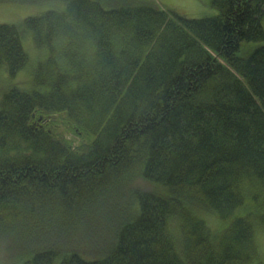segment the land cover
Wrapping results in <instances>:
<instances>
[{
    "label": "trees",
    "instance_id": "trees-1",
    "mask_svg": "<svg viewBox=\"0 0 264 264\" xmlns=\"http://www.w3.org/2000/svg\"><path fill=\"white\" fill-rule=\"evenodd\" d=\"M63 2L0 22V69L28 73L0 89V250L12 264H264V0H211L201 17Z\"/></svg>",
    "mask_w": 264,
    "mask_h": 264
},
{
    "label": "rangeland",
    "instance_id": "rangeland-1",
    "mask_svg": "<svg viewBox=\"0 0 264 264\" xmlns=\"http://www.w3.org/2000/svg\"><path fill=\"white\" fill-rule=\"evenodd\" d=\"M155 1L163 7L174 9L189 17H201L215 13V10L211 5V0ZM63 5V0H0V22L17 23L28 15L36 14L50 7H61ZM23 41L26 44V50L29 54V62L32 60L33 63H35L37 57L41 55V52L37 50L36 46H34L29 35H26ZM23 70L17 72L15 76H11L8 74L5 67L1 68L0 89L5 88L7 85H11V83L25 81L28 77V73L22 72ZM59 122L60 123L54 125V130L62 133L63 136L72 140L73 143H78L80 135L72 132L62 121ZM254 243L258 250L256 253L257 259H260V261L264 260V225L261 223L258 224V227H256L254 231ZM10 260L13 261L11 254L6 253L4 250H0V264H12ZM16 262L17 261L13 262V264H16Z\"/></svg>",
    "mask_w": 264,
    "mask_h": 264
},
{
    "label": "bare ground",
    "instance_id": "bare-ground-1",
    "mask_svg": "<svg viewBox=\"0 0 264 264\" xmlns=\"http://www.w3.org/2000/svg\"><path fill=\"white\" fill-rule=\"evenodd\" d=\"M256 227H258V223L256 222ZM256 227H255V229H256Z\"/></svg>",
    "mask_w": 264,
    "mask_h": 264
}]
</instances>
